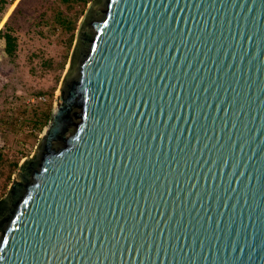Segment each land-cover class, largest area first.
<instances>
[{
  "label": "water",
  "instance_id": "obj_1",
  "mask_svg": "<svg viewBox=\"0 0 264 264\" xmlns=\"http://www.w3.org/2000/svg\"><path fill=\"white\" fill-rule=\"evenodd\" d=\"M0 264H264V0H92Z\"/></svg>",
  "mask_w": 264,
  "mask_h": 264
},
{
  "label": "rangeland",
  "instance_id": "obj_2",
  "mask_svg": "<svg viewBox=\"0 0 264 264\" xmlns=\"http://www.w3.org/2000/svg\"><path fill=\"white\" fill-rule=\"evenodd\" d=\"M91 2L79 14L80 5L69 7L61 0H0V29L16 44L9 57L0 37V200L46 126L41 131L35 129L36 112L48 103L52 111L78 28ZM60 13L79 14L69 47V34L54 24Z\"/></svg>",
  "mask_w": 264,
  "mask_h": 264
},
{
  "label": "trees",
  "instance_id": "obj_3",
  "mask_svg": "<svg viewBox=\"0 0 264 264\" xmlns=\"http://www.w3.org/2000/svg\"><path fill=\"white\" fill-rule=\"evenodd\" d=\"M63 4L69 5V7H73L74 5H80L81 11L79 14L83 13V9L88 4L89 0H61ZM0 11L1 8H0ZM78 14V15H79ZM78 15L75 16H69V15H63L62 13L58 14L57 17H55V23L58 24L65 32H67L70 36L68 41V47L72 43V39L74 37V32L76 29V22L78 19ZM7 24L4 25L6 27ZM0 37L3 38L5 47L4 52L7 56L12 57L15 52L16 44L15 39L10 34H5L2 29H0ZM35 115L36 120L34 122V127L36 130L41 131L42 128L48 123V120L50 118L51 113V104H44V108L38 110Z\"/></svg>",
  "mask_w": 264,
  "mask_h": 264
}]
</instances>
